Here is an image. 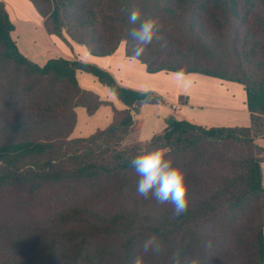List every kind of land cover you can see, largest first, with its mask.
Wrapping results in <instances>:
<instances>
[{"label": "trees", "instance_id": "obj_1", "mask_svg": "<svg viewBox=\"0 0 264 264\" xmlns=\"http://www.w3.org/2000/svg\"><path fill=\"white\" fill-rule=\"evenodd\" d=\"M47 34L107 56L135 41L128 21L158 20L159 40L136 59L148 73L201 74L242 86L248 126L207 127L169 117L147 142L120 144L139 126L133 114L162 102L121 87L79 60L37 65L11 37L0 1V264H133L155 234L144 264H264V0H29ZM92 75L125 107L102 130L70 138L76 107L103 103L82 90ZM167 146L187 173V211L136 195L129 164L141 148Z\"/></svg>", "mask_w": 264, "mask_h": 264}, {"label": "crops", "instance_id": "obj_2", "mask_svg": "<svg viewBox=\"0 0 264 264\" xmlns=\"http://www.w3.org/2000/svg\"><path fill=\"white\" fill-rule=\"evenodd\" d=\"M0 1L4 4L8 17L13 25V31L11 32V37L16 42L17 49L19 50V52L23 56H25L26 59H28L29 61L41 66L48 59L51 60L56 58H62L66 60H79L84 63L95 65V67H98L108 72L109 75H111L113 79L117 82V84L121 87L140 91V92H152L156 95H159L163 99L160 104H162V107L166 110V116L162 118L160 117V119L158 120V122L161 121V124L163 123V127L165 120L169 117L180 119V118H176V116L174 115V111H176V109L178 108V101L190 107H204V105L201 104L200 101H198L197 99H193V96L189 92H186L184 87H181V85L178 83H172V81L170 80V77H173L171 76L172 72L165 73L164 71H159L156 73H148L146 71L145 66L141 64L140 61L126 57L124 55L125 52L124 43H120L117 49L115 50V52H113L110 55L107 56L91 55L86 51L87 49L85 48V46H83L84 48H80L76 46V44L71 40L68 41V43H64L56 36L47 34L42 26L43 25L42 18L34 10L32 5L29 3V0H0ZM17 26L19 27L17 28ZM23 26L25 27V30L27 32L26 35L28 36L29 44H27L26 42L21 43L19 40L20 36L17 34L19 32L18 29H20V27ZM40 42H43L44 46L46 47L42 49H38L39 47H41V44L39 45ZM78 72L81 71H77L75 73V79L77 81L78 86L82 90L93 92L97 96V98L103 103L94 111V113H90V114L87 113L84 107H82L84 108L85 113L88 115L89 119L83 121L81 127L79 128L80 131L79 134H81L86 130V128L88 127V122L91 121L93 122L94 120H97L99 115H101V118L98 121L99 123H97V125L100 124L101 125L98 128H94V130H90L85 135H81L75 138L87 137L95 133L97 130H102L106 128L107 125L111 122V120H113V111L114 110L122 111L125 108L117 99H116L118 101L117 103H115L113 100L110 101L102 100L99 98L100 96L96 92L92 91V89H89L88 87H84L83 85H81V83L82 84L87 83V79L82 77V79L79 81L76 76ZM212 79H216V78H212ZM216 80L221 81L217 83L216 86L219 89H221L222 91L221 97L225 96V99L222 100L223 102L221 103L222 105L220 106L213 105L212 107H208V108H212L216 110H227L231 115L240 114L244 122L247 121V124L235 125V126H248L249 115L245 106L246 96L242 97V93H241L240 104H238L237 106L234 100L235 95H233V93L235 92V90L237 91L239 89L232 87L233 86L232 84H236V83H232L231 81H224L220 79H216ZM212 85L214 86V84ZM144 105H148V104H144ZM141 106L138 108V111L141 108ZM137 113L133 114V120L135 122H138L139 126L130 130L129 133L134 130H140L144 126L143 123L144 121L138 119V117L135 116V114ZM243 114H247V119L246 117H244ZM77 119L78 118L76 115L75 125L72 132L77 127ZM202 126H207V125H202ZM222 126H230V125H222ZM163 127L160 128L154 134L161 131ZM207 127H216V126H207ZM230 127H234V126H230ZM150 138L139 143L147 142ZM260 147L264 148L262 146ZM261 170H262V174H261L262 184H264V162L261 163Z\"/></svg>", "mask_w": 264, "mask_h": 264}, {"label": "clouds", "instance_id": "obj_3", "mask_svg": "<svg viewBox=\"0 0 264 264\" xmlns=\"http://www.w3.org/2000/svg\"><path fill=\"white\" fill-rule=\"evenodd\" d=\"M128 21L133 25L139 21L138 27L130 30V35L135 41L131 59H139L154 40L160 39L159 22L154 17L141 20L139 8H133L128 12ZM186 74L183 68L175 73L181 78ZM170 152L171 149L167 146L144 147L130 158L129 164L138 177L136 195L144 199L151 195L158 204L170 203L173 206V215L180 216L187 211L190 186L186 171L174 163ZM161 247V242L155 234L148 236L141 244L142 254L134 258L133 264H144L143 254L149 251L159 252ZM173 264H180L178 254L173 257Z\"/></svg>", "mask_w": 264, "mask_h": 264}, {"label": "rangeland", "instance_id": "obj_4", "mask_svg": "<svg viewBox=\"0 0 264 264\" xmlns=\"http://www.w3.org/2000/svg\"><path fill=\"white\" fill-rule=\"evenodd\" d=\"M23 12V11H22ZM24 13V12H23ZM25 14V13H24ZM19 26H17L18 28ZM19 32L17 33L20 36L21 43L29 44L28 36L26 35L25 27H20L18 29ZM41 47L38 49H42L44 46L43 42H40ZM76 44V43H75ZM122 45V44H121ZM76 46L80 48H84L83 46L76 44ZM173 77H170L172 83H178L181 87H184L186 92H189L193 99H197L200 101L204 107H190L185 105L182 102L178 101V108L174 111V115L176 118L184 119L186 121L200 124V125H207V126H222V125H243L247 124V121L244 122L243 118L240 114L231 115L227 110H216L208 107H212L213 105L220 106L225 96L221 97L222 91L219 89L216 84L221 82L216 79L209 78V76L201 75V74H189L185 75L184 77H177L175 73H171ZM77 79L80 81L83 78L87 79V83L82 84L84 87H88L92 89V91L96 92L102 100H113L115 103L118 101L116 97L104 86L100 85L93 76L87 74L85 72H78ZM195 82V83H193ZM224 83V82H223ZM214 84V86L212 85ZM232 87H235L239 90H235L233 93L234 100L236 105L240 104V97L242 93V97L245 96L244 90L240 85L232 84ZM241 89V91H240ZM233 101V100H232ZM234 102V101H233ZM120 104V103H118ZM77 115V127L71 133L70 138L79 137L81 135H85L90 130H94V128L100 127L97 125L98 121L101 118V115L98 116L97 120L93 122H88V127L84 132L79 134V128L81 127L84 120L89 119L88 115L85 113L84 108L77 107L75 109ZM244 117L247 119V114H243ZM138 119L143 120L144 126L140 130H134L130 132L121 142V147H126L131 144L139 143L142 141L147 140L150 138L155 132H157L160 128L163 127V123L161 121L158 122L160 117L166 116V110L162 107V104H148L143 105L139 109L138 113L135 114ZM256 143L262 147H264V139H256Z\"/></svg>", "mask_w": 264, "mask_h": 264}]
</instances>
